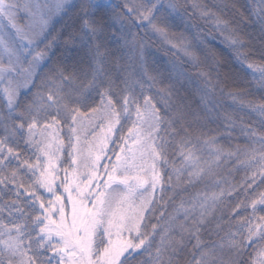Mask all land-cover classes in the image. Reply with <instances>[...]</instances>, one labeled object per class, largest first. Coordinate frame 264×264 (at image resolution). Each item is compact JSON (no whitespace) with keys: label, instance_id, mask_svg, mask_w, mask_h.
Listing matches in <instances>:
<instances>
[{"label":"snow or ice","instance_id":"1","mask_svg":"<svg viewBox=\"0 0 264 264\" xmlns=\"http://www.w3.org/2000/svg\"><path fill=\"white\" fill-rule=\"evenodd\" d=\"M0 264H264V0H0Z\"/></svg>","mask_w":264,"mask_h":264},{"label":"trees","instance_id":"2","mask_svg":"<svg viewBox=\"0 0 264 264\" xmlns=\"http://www.w3.org/2000/svg\"><path fill=\"white\" fill-rule=\"evenodd\" d=\"M244 177V172L242 170H236L232 172L230 179L235 182H239Z\"/></svg>","mask_w":264,"mask_h":264}]
</instances>
